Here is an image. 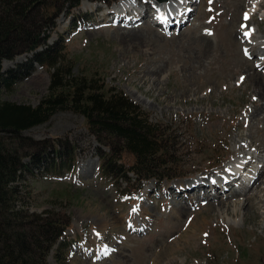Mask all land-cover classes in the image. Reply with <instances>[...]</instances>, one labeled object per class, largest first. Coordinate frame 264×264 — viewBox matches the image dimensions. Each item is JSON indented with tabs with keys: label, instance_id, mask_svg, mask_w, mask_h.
<instances>
[{
	"label": "rangeland",
	"instance_id": "obj_1",
	"mask_svg": "<svg viewBox=\"0 0 264 264\" xmlns=\"http://www.w3.org/2000/svg\"><path fill=\"white\" fill-rule=\"evenodd\" d=\"M117 1H82L75 9L61 10L47 44L62 41L63 61H68L63 69L86 74L96 89H110L111 94L121 90L151 122L160 123L159 135L168 148L157 156L174 159L168 169L169 177L173 176L158 180L150 176L138 183L136 174L121 162L120 140L114 135L100 140L82 113L57 108L45 120L20 129L19 136L38 148L61 147L62 160L69 154L76 165L58 170L59 161L52 151L45 165L33 168L32 173L21 166L20 175L9 183L21 186L13 196L23 184L29 193L23 210H15L18 216L12 215L11 220L49 210L43 218L33 217L39 226L25 220L20 230L39 241L48 234L44 220L57 216L54 235L60 232L42 254L45 264H264V203L257 210L250 206L254 199L263 200L262 195L253 196L243 182L238 184L243 193L235 199L224 200L222 195L205 203L200 197L187 201L168 190L223 175L230 169L227 165L232 162L228 161L244 152L254 151L258 156L250 163L255 169L264 166V110L256 112L259 102L253 101L254 81L264 79L262 0H192L187 6L190 18L166 29L153 17L139 21L147 18V24H135L127 21L131 15L125 22L134 25L122 26L125 22L103 16L126 0ZM131 1L143 16H149L148 8L154 14L160 3ZM34 12H29L30 20H36ZM242 25L251 29L247 38ZM125 28L141 35L128 34ZM14 47L11 55L0 56L3 75H15L8 84L0 83V102L33 106L48 93L52 67L34 61L31 52L19 44ZM100 155L115 157L120 171L115 174L100 168ZM24 158L20 161L25 162ZM122 170L129 173L128 181L119 177ZM258 174L262 176L259 187L264 189V174ZM231 187L232 191L238 186ZM198 192L203 195L205 191ZM18 198L24 197L18 194ZM232 200L240 204L234 215L231 208L219 204ZM174 205L185 210L177 213ZM127 216L137 226L128 223Z\"/></svg>",
	"mask_w": 264,
	"mask_h": 264
},
{
	"label": "trees",
	"instance_id": "obj_2",
	"mask_svg": "<svg viewBox=\"0 0 264 264\" xmlns=\"http://www.w3.org/2000/svg\"><path fill=\"white\" fill-rule=\"evenodd\" d=\"M82 1L94 0H0V56L11 55L16 49L14 46L19 44L22 50L31 52L34 61L52 67L48 93L42 96L39 103L31 106L27 103L0 102V248L3 250L0 252V264H45L42 261V254L48 249L49 244L55 242L60 232L59 230L56 236L54 235L57 222L54 220L57 216L44 220L48 225V234L42 236V240L37 241L27 232L24 234L23 231L20 232L23 223H27L25 220L39 226L40 221H35L33 217L43 218L49 210H43V213L30 212L28 217L12 221V215L15 218L18 216L15 210H23L22 204L25 203L29 190L25 189L26 185L23 184L19 193L13 196L15 190L18 191L21 186L9 183L20 175L17 171L21 166L31 173L33 168L44 166L52 151L59 161L58 170L64 166L76 165L75 159H72L73 162L68 158L69 154L62 160L61 147L38 148L36 145H29L26 137L19 136L20 129L45 120L57 108L69 107L82 113L88 128L97 129L96 134L100 140L111 135H114L117 141L120 140L121 162L126 163L127 169L136 174L138 183H141V180H148L150 176L156 177V180L173 176L169 177L171 173L168 169H171V160L174 159H170V156L164 159L157 156L158 153H165V149L168 148L167 142L162 141L163 136L158 130L161 127L160 123L151 122L147 114L121 90L111 94L110 89H96L95 82L86 74L68 71V68L63 69L68 61L67 58L63 61L65 57L62 53L64 49V46H61L62 41L47 44L46 38H50L57 14L63 9L77 8ZM32 10L36 11L34 12L36 20L29 19L28 15ZM52 14L54 16L51 20L48 16ZM40 45L43 47H39ZM38 48L42 49L37 50ZM13 78L14 74L5 76L0 71L1 84L6 85ZM111 141L114 143V140ZM126 151L130 156L126 155ZM22 155H25V162L20 161ZM102 155L100 168L115 174L120 171L118 169L122 166L115 157ZM119 174V177H124L128 181L129 173L122 170ZM18 194L24 198L15 199ZM65 224L63 220V227ZM58 241L63 242L62 239Z\"/></svg>",
	"mask_w": 264,
	"mask_h": 264
},
{
	"label": "bare ground",
	"instance_id": "obj_3",
	"mask_svg": "<svg viewBox=\"0 0 264 264\" xmlns=\"http://www.w3.org/2000/svg\"><path fill=\"white\" fill-rule=\"evenodd\" d=\"M118 1L121 2L123 0H118ZM170 2H171V0L160 1V3H157V6L159 8H155L154 14H151L150 13L151 10H150V8H148L147 11H149V13H148L149 16H147V15L143 16L144 14L140 15L136 11V8H135L136 7V3L135 2H132L131 0H126V1H123L121 3V5L114 6V8L108 10L105 14H103V16L106 17V16L110 15L112 18H116L117 22H121V23L123 22L124 23L125 20L128 17L133 15V18L131 20H127V21H130V22L132 21L135 24L136 23H141V24L142 23H146L147 24V20H145L147 18H143V20L141 22H139V21L141 20L142 17H148V18L149 17L150 18L153 17L152 19H154V21L156 20V23H158L160 25L164 22L163 23L164 25L162 26V28H164V29H166L168 26H170L172 24H175V25L179 24L180 25L183 21H185L186 19L190 18L191 10L189 11V8L187 6H189V4L192 5L191 4L192 0H184V2L183 1L181 2L180 0H177V1L174 2V4H172V3L170 4ZM146 3H148V1H145L143 3V5H145ZM259 4L264 5V0L260 1ZM139 5L140 4L137 3V9H139ZM145 11L143 10L142 13H145ZM127 21L124 24H121V25L122 26H124V25H126V26L134 25V24L127 23ZM119 27H120V25H119ZM125 29H126L128 34H132V35H135V36H140L141 35V33L138 30H136V29L135 30H130L129 28H125ZM244 30L245 31H250L251 29L246 30V28H245ZM242 35H244V33ZM258 64L261 66V63H258ZM254 82H255V88H254L255 92L254 93L252 92V93L254 94L255 99L253 101L259 102V105L255 107L256 108L255 111L257 112L258 108L261 109V111H263L264 110V79L263 78L262 79H257V81H254ZM243 146L244 145H241L240 149H243L244 148ZM248 146H249V144H248ZM261 148H262V146H261ZM259 150L256 149L255 151L260 153L261 150L260 151ZM262 150L264 151V147H263ZM247 157H250V159H248ZM257 157H255L254 151L250 152V153L244 152V154L242 156L243 164L244 165H249L248 163L251 162V159H254V158H257ZM239 158H241V156ZM239 158H237V159H239ZM261 158H263V157H261ZM229 167H230V169H227L228 171L223 172V175L222 174H218V175L215 174V175H212V176H207L204 179L203 178H199L198 180H196L194 182L191 181V183H188V184L186 183L187 186H185V184L182 183V184H180V186H184V187L175 186L176 189L169 188L168 190H171L169 193L170 194L171 193H175L180 198H186L187 201H192L195 198L199 199V197H200V198H202V200H203L202 202H204V203H205V201L208 202L209 200L220 198V196H222V195L224 196V200H227L229 198H234L235 199V197H237L239 194L243 193L242 192L243 191L242 190L243 186L242 185L239 186L238 184H235V182L237 181V178H240V180L244 183V185L248 186L247 189L250 188V190L252 192L251 194L253 196L259 197L260 195H262L263 200L262 199H260V200L257 199L258 201L255 202V199H254V201L252 202L254 204L250 205L253 209L257 210L256 208H258L259 206H261L264 203L263 202L264 201V193H262L264 191V189L259 187L260 186V182L262 180V176H259V174H258L259 172L262 175L264 174V169H263L264 166L263 167L261 166L260 168L255 169L253 178L247 183H246L244 177H238V174H241V175L244 174V173H248L249 174L250 172H248L247 170L245 172H243V173L238 172L239 165H237L236 163H233V162L230 163L229 165H227V168H229ZM250 170H252V169H250ZM234 184L237 185L238 187L231 191V188H232L231 186H233ZM177 189H178V191H177ZM200 189L205 191L203 195L199 194L198 191ZM206 189H208V190H206ZM206 191H208V193H206ZM183 193H184V197H182L180 195V194H183ZM227 195H229V196H227ZM248 199H249V197H248ZM219 204L222 207H225L228 210H229V208H231L230 212H232L231 213L232 215L236 214L238 212V209L240 208V204L236 200H232V201L228 202L227 204H223V203L219 202ZM221 206L219 208H222ZM173 209H175L176 212L178 213L179 211L180 212L184 211L185 207L180 206L179 208H177V206L174 205ZM222 212H224V211L221 210V213ZM241 214L245 216L246 213L244 211ZM233 218H235V216ZM128 219H129V221H128ZM101 220L103 222H105L104 219H101ZM134 220H136V219H133V221ZM126 221L128 223L132 222L130 220V217H128V216L126 217ZM130 224H133L134 227L137 226L136 222H133V223H130ZM196 226H198V225H195V227Z\"/></svg>",
	"mask_w": 264,
	"mask_h": 264
},
{
	"label": "snow or ice",
	"instance_id": "obj_4",
	"mask_svg": "<svg viewBox=\"0 0 264 264\" xmlns=\"http://www.w3.org/2000/svg\"><path fill=\"white\" fill-rule=\"evenodd\" d=\"M210 2H211V0H210ZM244 19H245V20H248V19H249L247 13L244 14ZM246 27H247L246 25H242V26H241L242 30H243L244 28H246ZM250 35H251V32H250V31H244V36H245V38L249 37ZM244 51H245V55H249V52H248L247 49H245ZM243 79H244V78L241 77V80H243ZM205 235H207V233H205Z\"/></svg>",
	"mask_w": 264,
	"mask_h": 264
},
{
	"label": "water",
	"instance_id": "obj_5",
	"mask_svg": "<svg viewBox=\"0 0 264 264\" xmlns=\"http://www.w3.org/2000/svg\"><path fill=\"white\" fill-rule=\"evenodd\" d=\"M157 1H163V0H157Z\"/></svg>",
	"mask_w": 264,
	"mask_h": 264
}]
</instances>
